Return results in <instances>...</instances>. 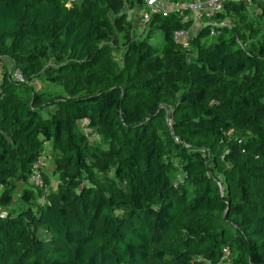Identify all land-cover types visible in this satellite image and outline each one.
I'll use <instances>...</instances> for the list:
<instances>
[{
	"label": "trees",
	"instance_id": "obj_1",
	"mask_svg": "<svg viewBox=\"0 0 264 264\" xmlns=\"http://www.w3.org/2000/svg\"><path fill=\"white\" fill-rule=\"evenodd\" d=\"M117 1L0 0V55L30 80L0 85V264H264V0H225L214 18L231 26H200L190 57L174 38L188 11L153 16L162 46L131 39L119 65L106 45ZM72 75L65 95L33 83ZM85 127L105 154L87 153ZM241 149L255 159L225 165ZM44 153L41 189L29 173ZM95 165L113 176L84 183Z\"/></svg>",
	"mask_w": 264,
	"mask_h": 264
},
{
	"label": "rangeland",
	"instance_id": "obj_2",
	"mask_svg": "<svg viewBox=\"0 0 264 264\" xmlns=\"http://www.w3.org/2000/svg\"><path fill=\"white\" fill-rule=\"evenodd\" d=\"M80 2V1H79ZM140 13L141 9H137L133 5V3L130 0H121L119 3L117 1V4L113 5V8H111L110 11V17L112 20L117 19V23L115 22V28H116V35L106 43L107 46L110 47V50L107 53V56L111 59L112 62L115 64H120L121 62V56L124 52L125 46L127 42L131 39H144V38H149L150 41L153 42L155 46L160 48L163 44V39H162V34L160 31H155V29H151L149 27L148 23H142L141 18H140ZM201 25V21H197L194 25H192L185 33L181 36H179L176 41L179 43L183 49L186 51L187 55L190 57L194 54V51L191 50L190 45H189V40L192 39L194 35H196L197 30L199 29V26ZM262 26V33H264V26ZM245 27V26H242ZM248 29V28H247ZM249 30V29H248ZM241 43V42H240ZM243 44V43H242ZM188 46V49L186 48ZM57 63V58H56V53H50L45 59H44V65L46 67H51L55 66ZM55 68V67H53ZM51 70L47 73L49 76H56L57 73L55 72L54 69L50 68ZM67 78H64L62 80H57V81H51L48 76H42L40 78H37L33 80L34 86L37 89H43V90H53L54 92L65 95V83H73L76 79L74 75L72 76H66ZM166 106V105H165ZM167 110L169 113L171 112V108L167 105ZM171 115V114H170ZM170 117V116H169ZM168 117V119H169ZM169 122H171L169 120ZM84 122H80V127L83 128ZM88 140H89V148L87 149V153L92 154L93 151L98 152L100 155H103L106 153L109 143L106 139H103L101 135H94L91 136L90 134H87ZM246 136L248 134H235L232 135V133L227 134V140H237L239 143L243 140H245ZM45 151H48V145H44ZM105 152V153H104ZM228 153V149L223 146L222 147V152H221V158L223 157L224 154ZM236 155H234L230 160L226 161L225 165H232L233 164V158L237 156L241 161L246 160L247 162L251 161V158L255 159L254 156L251 155L250 152L246 153L243 152V150H236ZM95 160H91L94 162V164H97V159L96 156L94 157ZM54 165L51 162V159L48 157V160L46 162V168L49 172L52 171ZM58 175V173H57ZM54 176L53 181L51 183V189L50 190H55L56 184L59 183V175ZM113 176L112 170L108 172H101L98 169V166H94L92 170V174L90 173H85L83 177L84 183H94V180L96 181H101L103 179H110ZM221 180H224L222 176H219ZM11 184L14 182L11 180ZM224 185V184H223ZM255 185L248 184V191L252 192L251 189H253ZM14 188V194L12 195V201L10 204H13L14 207H17L22 203L21 200V191L24 188L22 182H16L15 185L13 186ZM4 190V186L0 184V194ZM251 200V198L249 199ZM35 200L31 201V205H34ZM5 205L0 204V210H4L6 207ZM223 264V263H222ZM224 264H227L224 263Z\"/></svg>",
	"mask_w": 264,
	"mask_h": 264
},
{
	"label": "built area",
	"instance_id": "obj_3",
	"mask_svg": "<svg viewBox=\"0 0 264 264\" xmlns=\"http://www.w3.org/2000/svg\"><path fill=\"white\" fill-rule=\"evenodd\" d=\"M76 0H70L71 2ZM225 0H187L186 2H176L173 0H142L143 8L141 9L140 18L142 23H147L153 16H168L171 13L178 12L180 9L184 8L188 11L184 19L190 20L192 25L197 21H201V25L208 24L211 27V35L215 34L216 27L231 26L232 22L230 19L225 18L222 20H217L214 18L217 12L223 10V3ZM247 5H251L252 0H239ZM206 20H203V18ZM191 25V26H192ZM199 26V27H200ZM185 31H179L174 34L175 40L183 35ZM188 49V46L186 47ZM4 79L11 82L28 84L30 80L22 73V71L14 66L12 62L9 61L5 56L0 55V85L3 83ZM85 123V121H84ZM170 125L171 122L168 121ZM85 133H91L92 136L97 135V132L92 131L91 128H84ZM176 141H179L177 137H174ZM46 154H42L36 162L32 165L29 173V181L36 188H44V178L43 172L46 167ZM44 200V195L41 196V201ZM223 258H228L230 251L228 247L222 249ZM196 261H203L205 264H210V261L197 257Z\"/></svg>",
	"mask_w": 264,
	"mask_h": 264
},
{
	"label": "crops",
	"instance_id": "obj_4",
	"mask_svg": "<svg viewBox=\"0 0 264 264\" xmlns=\"http://www.w3.org/2000/svg\"><path fill=\"white\" fill-rule=\"evenodd\" d=\"M48 145V150L50 149V143H46Z\"/></svg>",
	"mask_w": 264,
	"mask_h": 264
}]
</instances>
